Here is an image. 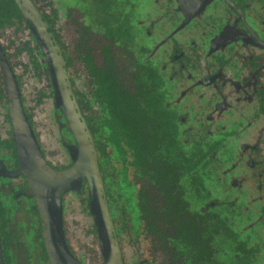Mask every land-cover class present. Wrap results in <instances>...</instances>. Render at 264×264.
Instances as JSON below:
<instances>
[{"label":"flooded vegetation","instance_id":"flooded-vegetation-1","mask_svg":"<svg viewBox=\"0 0 264 264\" xmlns=\"http://www.w3.org/2000/svg\"><path fill=\"white\" fill-rule=\"evenodd\" d=\"M2 264H264V0H0Z\"/></svg>","mask_w":264,"mask_h":264},{"label":"water","instance_id":"water-1","mask_svg":"<svg viewBox=\"0 0 264 264\" xmlns=\"http://www.w3.org/2000/svg\"><path fill=\"white\" fill-rule=\"evenodd\" d=\"M0 264H2L1 254H0Z\"/></svg>","mask_w":264,"mask_h":264}]
</instances>
